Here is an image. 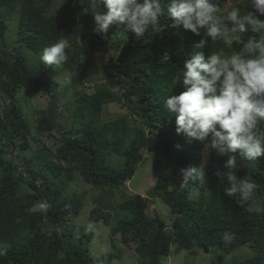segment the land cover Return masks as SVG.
Segmentation results:
<instances>
[{
  "label": "trees",
  "instance_id": "16d2710c",
  "mask_svg": "<svg viewBox=\"0 0 264 264\" xmlns=\"http://www.w3.org/2000/svg\"><path fill=\"white\" fill-rule=\"evenodd\" d=\"M229 1L233 0H219L218 14L224 15ZM97 7L101 13L106 12L102 0ZM85 8L89 9L88 14L79 15ZM16 11L17 47L7 46V20ZM160 22L165 26L162 32L150 30L139 40L128 33L124 41L115 27L102 38L92 31L88 0H60L59 4H54V0H0V98L8 100L3 115L0 113V249L4 250L0 264H110L114 255H101L94 261L87 250L75 245L73 229L66 226L71 217L78 215L82 197L61 199L59 184L64 177L72 181L79 175L89 185L118 189L131 179L136 164L148 153L156 158L154 188L146 197L134 194L119 204L128 216L110 228L112 248L115 236H119L123 245L133 249L139 264H161L173 244L177 251L188 252L195 247H216L222 256L248 246L253 255L231 263L264 264V212H248L239 197L225 194L226 156L215 150L207 154V183L203 187L192 183V187L199 188V199L190 200L188 189L179 187L181 171L201 165L204 144L176 133L175 115L167 112L164 102L169 95L184 90L180 84L173 87V82L182 77L183 64L202 37L182 28H171L166 15ZM81 25L82 47L75 40L67 49L69 59L65 64L46 67L39 61L45 47ZM258 35L249 30L244 39ZM220 47V41L209 42L204 51L210 54ZM240 47L235 46L237 51ZM105 51L111 55L99 65L96 54ZM29 55L36 61L29 60ZM100 71L107 78L116 79L119 89L112 91L107 83H96L91 86L92 93L74 90L79 97V118L84 120L89 113L96 115L82 121L81 128L74 133L60 134L48 154L36 150L26 159L31 130L27 119L21 116L16 94H50L62 72H69L81 82H91ZM119 102L127 106L135 123L127 125L124 117L100 122L102 107ZM58 118L52 97L50 106L37 112L35 128L50 138ZM111 134L121 137L115 141L120 147L110 140ZM11 147L16 150L14 157L6 153ZM112 153L124 159L121 170L105 164L106 155ZM16 158L22 163V171L16 166ZM236 175H247L256 183V195L264 207V157L256 161L238 157ZM22 187L27 192L21 193ZM152 196L159 197L176 215L170 229L165 228L156 213H151ZM41 203L47 204V208H40ZM91 217L107 224L109 213L98 211ZM225 232L234 234L230 244L222 239Z\"/></svg>",
  "mask_w": 264,
  "mask_h": 264
},
{
  "label": "clouds",
  "instance_id": "9594fccd",
  "mask_svg": "<svg viewBox=\"0 0 264 264\" xmlns=\"http://www.w3.org/2000/svg\"><path fill=\"white\" fill-rule=\"evenodd\" d=\"M100 2L88 0L92 31L102 38L113 27L124 41L128 33L137 40L150 30L160 33L165 27L160 18L165 15L171 28L202 37L185 60L182 77L173 82V87L180 84L184 90L169 95L164 107L175 115L178 135L202 142L205 156L215 150L227 157L225 194L239 197L248 212H264L256 183L247 175H236L238 157L245 161L264 157V0H233L231 8L225 9L226 15L218 14L219 0H102L104 13L98 11ZM88 11L82 9L79 15ZM249 30L259 35L244 39ZM73 39L82 47L78 35ZM218 41L223 47L206 54V45ZM237 45L241 46L239 51ZM69 46L68 38L58 40L42 50L39 61L46 67L62 66L69 59ZM192 183L200 187L207 183L204 163L181 171L179 187L188 189L190 200H197L201 193ZM39 207L46 209L47 204ZM222 239L230 244L234 234L225 232Z\"/></svg>",
  "mask_w": 264,
  "mask_h": 264
},
{
  "label": "rangeland",
  "instance_id": "374dc122",
  "mask_svg": "<svg viewBox=\"0 0 264 264\" xmlns=\"http://www.w3.org/2000/svg\"><path fill=\"white\" fill-rule=\"evenodd\" d=\"M60 0H54V4H59ZM233 1L226 3L225 9H230ZM224 9V15L226 11ZM18 11L14 12L11 19L7 20L8 32L5 33L7 46L17 47V24H18ZM84 30L82 27H77L67 37L70 45L75 41V36H80ZM63 39V38H62ZM21 45H18L20 48ZM19 55H25L24 53H18ZM111 55L108 51L104 53L96 54L98 64L101 65L106 62L107 57ZM31 56V55H29ZM31 61H36L33 55L28 58ZM62 76L56 77V86L50 93H39L38 95L33 93H27L25 91H19L16 94V101L19 106L21 116L27 119L30 127V134L27 137L30 145V149L25 155L28 159L31 152L41 150L44 154L49 153V149L54 141L58 139L59 135L72 134L82 126V121L87 120L95 116L96 114H86L85 119H80L76 114L79 107V97L74 94V90L92 93L91 86L96 83H107L112 91L119 89V84L116 79L107 78L103 72H98V75L94 76L91 82H81L73 77L69 72L59 73ZM75 97L73 98V96ZM54 97L57 104V112L59 118L56 121V129L51 132L50 138L48 134L40 133L36 130V116L39 110H45L50 106V98ZM132 99H135L133 97ZM8 106V100L0 98V113H2L3 107ZM118 117L126 118L127 125L132 126L135 121L129 113V109L124 103H112L106 104L102 107L100 113V122H108ZM96 118V117H95ZM94 118V119H95ZM139 124V121H136ZM112 135V134H111ZM110 140L114 141L115 146H119L115 143L116 137L114 134ZM54 136L56 138H54ZM39 139V140H38ZM44 143V146L42 147ZM10 148V147H9ZM12 148V147H11ZM52 148V147H51ZM204 150V148H203ZM16 150L8 149L6 153L8 156L12 153V157L16 156ZM209 153V152H208ZM207 153V154H208ZM207 155L203 152L201 158L202 163L205 162ZM156 160L154 155L148 153L145 154L142 161L136 164L134 173L131 179L126 182L122 187L116 188H99L89 185L84 182L81 176L77 175L72 181H68L65 177L64 181L59 184L62 190V198H71L74 196L82 197V207L77 216L71 217L66 228L73 229L72 236L75 240L74 243L78 248H84L88 251V255L95 259L101 255H114L110 264H139V260L131 247H127L120 242L119 236H115L113 243L114 248L110 245V228L113 227L118 220L124 219L128 216V213L119 209V204L122 203L128 196L138 194L141 196H148L150 191L154 188L156 176L153 168V161ZM105 164L115 170H121L124 165V159L117 153L107 154L105 157ZM16 166L22 171V163L16 158ZM27 192L26 187L21 188V193ZM151 205V213H156L159 218L162 219L165 228L170 229L173 220L176 215L170 213L169 208L161 201L159 197L152 196L149 198ZM98 211H105L109 213V219L107 224H104L103 220L95 221L92 214ZM213 247L207 249V252L203 249L194 248L193 251L188 252L185 250L177 251L176 245L173 244L170 247V253L167 257L161 259V264H230L233 261H240L242 259L249 258L253 255L251 248L243 246L236 249L231 254L222 256L218 250ZM221 259V262H218ZM96 263V262H94ZM97 264V263H96ZM232 264V263H231Z\"/></svg>",
  "mask_w": 264,
  "mask_h": 264
},
{
  "label": "bare ground",
  "instance_id": "6f19581e",
  "mask_svg": "<svg viewBox=\"0 0 264 264\" xmlns=\"http://www.w3.org/2000/svg\"><path fill=\"white\" fill-rule=\"evenodd\" d=\"M164 73V72H163ZM205 251L207 252V250L205 249ZM218 262L220 263L221 262V259H218Z\"/></svg>",
  "mask_w": 264,
  "mask_h": 264
}]
</instances>
